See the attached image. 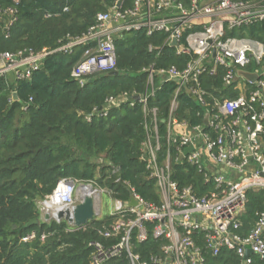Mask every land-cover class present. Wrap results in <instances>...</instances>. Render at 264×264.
I'll return each instance as SVG.
<instances>
[{
  "label": "built area",
  "instance_id": "2783aa9c",
  "mask_svg": "<svg viewBox=\"0 0 264 264\" xmlns=\"http://www.w3.org/2000/svg\"><path fill=\"white\" fill-rule=\"evenodd\" d=\"M107 1L110 10L99 13L87 33L68 38L57 50H22L0 55V79L8 81L13 99L17 93L14 84L31 80L43 68L45 58L53 53L72 54L80 47L86 48L72 72L82 87L96 73L117 71L116 40L125 33H165L166 43L178 55L192 57L183 70L175 66L150 67L145 70L148 85L144 94L111 97L100 112L106 117L112 108L126 103L143 105L147 140L142 159L151 170L161 201H146L127 182L124 183L132 192L127 201L114 199L111 191L95 186L96 219L101 220L104 192L115 202L108 217L113 222L99 234L105 241L116 242H91L89 264H109L122 257L129 264H209L208 254L219 257L224 251L234 252L240 264H253V257L264 260V212L257 214L249 235L239 233L250 192L264 191V42L231 35L264 22V0H130L131 6L126 7L128 0ZM17 13L16 7H3L0 3V23L4 24L7 38L18 21ZM244 73L257 75L258 79L253 82ZM206 76L221 78L218 96L203 87L202 78ZM167 82H176L177 89L168 120H162L167 124V135L163 137L158 109L148 110V104ZM183 89L202 109V125L191 126L188 118H175L178 95ZM137 96L141 97L139 101ZM87 120L90 122L91 116ZM164 139L167 158L160 164L158 153ZM172 148L177 150L178 161L197 166L204 178L215 184L216 192L211 197L201 198L192 188L182 187L172 178ZM80 184L72 179L61 180L39 206L41 213L77 204ZM132 200L137 206L131 205ZM196 234L202 236L204 247L197 243ZM36 238L33 232L23 241ZM45 238L43 235L42 240ZM151 238L163 243L158 253L145 260L138 246ZM248 250L252 254L246 257Z\"/></svg>",
  "mask_w": 264,
  "mask_h": 264
},
{
  "label": "trees",
  "instance_id": "16d2710c",
  "mask_svg": "<svg viewBox=\"0 0 264 264\" xmlns=\"http://www.w3.org/2000/svg\"><path fill=\"white\" fill-rule=\"evenodd\" d=\"M0 3L18 10V21L10 37L5 36L4 24L0 23V55L22 50L55 51L68 38L76 39L87 33L95 25L97 15L111 8L107 0H20L17 4L0 0ZM131 4L128 0L125 7ZM231 35L264 42V22ZM166 40L165 33L121 35L116 40L119 75L96 73L83 87L72 72L85 47L72 54L59 52L46 57L43 68L31 80L17 83L18 100L11 97L8 81L0 79V264H89L91 242L102 241L107 245L116 242L105 241L99 234L112 224L113 218L96 219L81 229L56 221L29 227L31 221L41 217L38 198L45 201L61 180L93 183L123 201L132 195L130 185L146 201L160 203L151 170L142 159L147 140L143 105L126 103L112 108L106 117L100 109L111 97L144 94L148 85L145 70L150 67L175 66L183 70L187 66L192 57L178 55ZM202 81L207 91L218 96L222 88L220 77L206 76ZM176 89V82L162 84L148 104V110L158 109L163 137L167 135V124L162 120H168ZM178 104L174 113L177 120L188 118L191 126L204 123L202 109L184 89L178 95ZM89 113H93L90 122ZM166 149L164 139L158 153L160 164L167 158ZM171 154V176L180 186L192 188L201 198L216 192L215 184L207 181L197 166L178 161L175 148ZM101 157L104 160L96 163L94 159ZM260 212H264V191L250 192L240 235L250 234ZM33 232L37 238L24 242L23 238ZM195 236L204 247L202 236ZM161 243L151 238L139 245L138 251L149 260L152 253L159 252ZM207 259L209 264H240L238 256L230 251L219 257L208 254ZM253 259V264H264L258 257ZM109 264L129 263L122 257Z\"/></svg>",
  "mask_w": 264,
  "mask_h": 264
},
{
  "label": "water",
  "instance_id": "95a60500",
  "mask_svg": "<svg viewBox=\"0 0 264 264\" xmlns=\"http://www.w3.org/2000/svg\"><path fill=\"white\" fill-rule=\"evenodd\" d=\"M122 2L119 3L121 6ZM174 46L177 45V41L174 40ZM44 70V69H43ZM112 76H118V71H113L110 73ZM244 75L251 81H256L258 79L257 75L244 73ZM14 100H18V93H14ZM136 101L141 99L140 96L135 97ZM102 111V109H100ZM88 116H93V113H89ZM206 124L209 125V119L206 118ZM95 185L89 183H82L78 185L77 188V204L73 206H66L63 209L56 210L54 212H45L41 214L40 218L34 219L29 223V227L38 225L41 222L50 223L56 221L58 223L66 222L71 228L81 229L87 226L89 223L96 220L98 217L97 213V202L94 197ZM43 203L42 199L38 198V206ZM131 205L137 206V202L132 200ZM252 254L251 250L247 251V256Z\"/></svg>",
  "mask_w": 264,
  "mask_h": 264
},
{
  "label": "rangeland",
  "instance_id": "374dc122",
  "mask_svg": "<svg viewBox=\"0 0 264 264\" xmlns=\"http://www.w3.org/2000/svg\"><path fill=\"white\" fill-rule=\"evenodd\" d=\"M249 1H257V0H249ZM14 85H17L15 83ZM96 163L102 162L104 159L101 157L100 159H94ZM98 170V169H97ZM97 187V186H96ZM97 189H102L97 187ZM114 200L108 195V193H103L101 196V204H102V213H101V220H106L108 217H110L111 212L114 209Z\"/></svg>",
  "mask_w": 264,
  "mask_h": 264
},
{
  "label": "crops",
  "instance_id": "0c3cea01",
  "mask_svg": "<svg viewBox=\"0 0 264 264\" xmlns=\"http://www.w3.org/2000/svg\"><path fill=\"white\" fill-rule=\"evenodd\" d=\"M42 214V213H41Z\"/></svg>",
  "mask_w": 264,
  "mask_h": 264
}]
</instances>
